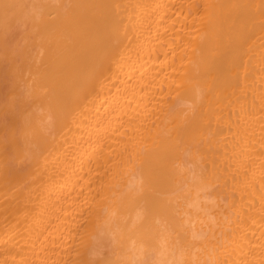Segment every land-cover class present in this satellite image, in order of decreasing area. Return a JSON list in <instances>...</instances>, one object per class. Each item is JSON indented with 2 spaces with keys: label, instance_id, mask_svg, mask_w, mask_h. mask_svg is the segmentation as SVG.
<instances>
[{
  "label": "bare ground",
  "instance_id": "1",
  "mask_svg": "<svg viewBox=\"0 0 264 264\" xmlns=\"http://www.w3.org/2000/svg\"><path fill=\"white\" fill-rule=\"evenodd\" d=\"M0 264H264V0H0Z\"/></svg>",
  "mask_w": 264,
  "mask_h": 264
}]
</instances>
